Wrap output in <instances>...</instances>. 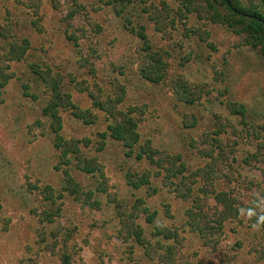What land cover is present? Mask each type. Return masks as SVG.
I'll use <instances>...</instances> for the list:
<instances>
[{
	"label": "rangeland",
	"instance_id": "1",
	"mask_svg": "<svg viewBox=\"0 0 264 264\" xmlns=\"http://www.w3.org/2000/svg\"><path fill=\"white\" fill-rule=\"evenodd\" d=\"M27 1L0 0V24L8 19L14 40H26L29 45L21 60L7 62L11 78L0 90V264H62L63 255L69 264H160L145 257L141 246L132 240H121L113 198L129 207L139 199L149 213H156L152 223L146 222V214H139L137 222L146 234L159 224L176 228L183 238L178 251L190 264H264V259L254 255L255 250L261 255L264 230L253 228L245 210L253 188L244 189L248 182L264 180L260 171L264 163L258 164L260 169L242 164L243 158L260 155L264 143V55L258 49L239 46V37L223 25L206 24L203 29L209 36L199 40L191 34L185 36L182 25L176 23L169 37L162 38L142 13L140 1L132 0L123 18L145 28L151 50L161 48L168 53L164 80L149 83L137 73L142 57L144 60L141 40L102 5L103 0H56L58 9L53 8L52 0H41L42 32L30 24V10L23 6ZM159 1L177 6L176 0L155 3ZM75 2L84 8L72 15L77 8ZM260 3L264 0H254V5ZM83 14L101 27L99 33L88 37L100 55L92 60L99 82L104 85L113 75L112 64L122 67L124 75L117 71L115 75L126 87L124 106L142 104L148 109L138 128L141 143L150 140L156 148L180 154L188 170H193L202 161L189 148L190 139L213 131L215 117H228L238 129L235 135L228 129L222 137L237 143L233 155L243 187L226 179L218 185L219 190L238 193V219L224 224L213 249L206 248L196 233L185 228L190 202L176 198L160 177L151 174L149 184L137 190L126 184L128 174L155 170L147 161L125 155L121 144L107 136L111 120L65 78L69 73H75L76 82L87 78L85 68L77 64L76 49L64 36L65 30L83 23ZM187 22L188 27L203 24L194 16ZM79 45L84 47L82 51L87 49L85 39ZM6 48L7 42L0 41L1 52ZM33 63L48 65L62 75L72 103L81 111H90L92 121L86 123L61 110L60 136L79 141L86 159H95L101 167V178L97 173L81 172L70 157L69 164L59 159L49 120L42 114L47 98L29 68ZM181 83L191 93H198L192 105L183 102L177 87ZM228 103L244 105L246 125L239 124L240 117L228 114ZM187 114L196 120L189 129L181 124ZM66 174L79 187V199L64 189ZM101 186L103 193L96 191ZM88 192L93 196L85 201ZM48 197L53 199L48 201Z\"/></svg>",
	"mask_w": 264,
	"mask_h": 264
},
{
	"label": "trees",
	"instance_id": "2",
	"mask_svg": "<svg viewBox=\"0 0 264 264\" xmlns=\"http://www.w3.org/2000/svg\"><path fill=\"white\" fill-rule=\"evenodd\" d=\"M139 1L143 5L142 13L146 14L154 31L162 38L169 37V32L176 28V23L182 25L185 36L191 34L199 40H205L209 36L203 29L206 24L223 25L239 37L238 40L241 42H238L239 46L258 49L264 55V3L256 6L254 0H247V2L242 0H176L177 6L173 8L164 1H159L158 4L155 3L158 0ZM130 3L132 0L102 1V5L110 8L116 17H120L124 28L131 34H135L143 44L141 51L144 54V60L142 57V62L137 70L140 78L149 83L158 84L165 78L166 63L164 59L168 57V53L161 48L151 50L145 35V28L142 25L134 26L130 19L123 18L126 5ZM75 4L77 8L72 12V15L80 14L84 8L78 6L76 2ZM23 6L30 10L32 27L42 32L43 28L40 25L42 22L41 0H28ZM52 6L54 9L60 7L56 0H52ZM90 10L97 11L99 7H90ZM190 16H194L203 24L197 27H188L187 20ZM81 17L83 23L74 29L65 30L64 36L76 49L77 64L80 68H85L87 78L81 82H76L73 75L75 73H69L65 78L76 90L87 94L93 108L104 112L107 118L111 120L107 127V136L121 144L126 150L125 155L127 157L134 156L136 160H145L155 170H148L140 174H128L126 184L137 190L149 184L150 176L160 177L162 184L176 198L190 202L189 208L185 211V228L196 233L206 248L213 249L219 240L224 224L238 219V193L234 194L233 189L227 191L218 189V185L223 179H226L229 184L236 182L235 184L239 188L243 187L239 183L241 175L238 173L239 166L233 155L237 143L222 137V135L227 134L228 129H230L231 135H235L238 129L228 117L221 119L215 117L216 125L213 131L202 133L190 139L189 148L202 161V165L193 170H188L180 154L156 148L150 140L141 143L138 128L145 120L148 109L142 104L124 106L126 87L115 75V71L124 75L120 69L122 67L112 64L113 75L108 77L106 84L102 85L99 82L93 61L98 59L100 55L88 37L92 33H99L101 27L87 18L85 14ZM12 27V23L8 19L0 24V41L7 42L5 52L0 50V90L11 78V75L7 73L9 68L7 62L21 60L29 48L26 40H14ZM82 39H85L87 43V49L84 51H82L84 47L79 45ZM29 68L42 85L43 94L47 98L46 105L42 108V114L49 120L48 128L53 134V143L59 152V159L64 164H69L72 160L81 172L86 174L97 173L101 178V167L98 166L95 159H86L87 157L80 149L79 141L63 140L60 136L61 119L59 113L61 110L71 112L75 118L86 123L92 121L90 111H81L72 103L71 95L64 88L63 76L53 71L50 66L43 65L42 67L33 63ZM177 87L181 89V98L185 104L192 105L199 98L198 93H191L185 83H181ZM225 106L229 115L240 117L239 124L246 125V108L244 105L228 103ZM181 124L184 128L189 129L195 126L196 120L187 114L182 118ZM84 144L86 145L85 142ZM260 149V155L254 154L245 157L242 159V164L260 169L258 164L264 163V143L261 144ZM260 171L264 175V170ZM64 181V189L79 199L80 189L72 178L66 174ZM243 181L246 183V179ZM244 186V189L248 190L253 188L251 202L245 210L248 220L254 225L258 220H264V180L256 183L248 182ZM96 191L103 193L104 189L101 186L97 187ZM155 192L154 189L152 194ZM92 196L93 193L88 192L84 195V200L88 201ZM52 199V197H48L46 200L51 201ZM112 202L117 213L119 235L123 242L132 240L141 246L145 257L149 260H156L160 264H190L188 258L178 251L183 238L176 228L170 229L159 224L155 225L149 234H146L138 224L137 219L140 213L146 214L147 223H152L156 215L154 212L149 213L141 200L137 199L132 207H129L122 200L113 198ZM260 228L264 230V224H261ZM260 247L262 249L261 255H259L260 251L257 250L254 251V255L257 259H264V246L260 245ZM62 264H69L67 256L63 255Z\"/></svg>",
	"mask_w": 264,
	"mask_h": 264
},
{
	"label": "clouds",
	"instance_id": "3",
	"mask_svg": "<svg viewBox=\"0 0 264 264\" xmlns=\"http://www.w3.org/2000/svg\"><path fill=\"white\" fill-rule=\"evenodd\" d=\"M261 224H264V220H258L257 223L253 225V228L259 229Z\"/></svg>",
	"mask_w": 264,
	"mask_h": 264
}]
</instances>
